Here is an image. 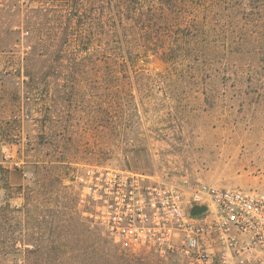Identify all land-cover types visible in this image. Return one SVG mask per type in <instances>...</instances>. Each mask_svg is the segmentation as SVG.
<instances>
[{
    "label": "rangeland",
    "instance_id": "rangeland-1",
    "mask_svg": "<svg viewBox=\"0 0 264 264\" xmlns=\"http://www.w3.org/2000/svg\"><path fill=\"white\" fill-rule=\"evenodd\" d=\"M66 1L0 0V264H179L122 252L77 178L105 166L186 197L202 182L264 192V27L234 13L211 47L131 69L104 36L68 38L46 11Z\"/></svg>",
    "mask_w": 264,
    "mask_h": 264
},
{
    "label": "built area",
    "instance_id": "built-area-1",
    "mask_svg": "<svg viewBox=\"0 0 264 264\" xmlns=\"http://www.w3.org/2000/svg\"><path fill=\"white\" fill-rule=\"evenodd\" d=\"M77 182L89 218L122 252L179 264H264L262 191L202 182L186 197L158 177L105 166L85 168ZM194 205L207 210L191 216Z\"/></svg>",
    "mask_w": 264,
    "mask_h": 264
},
{
    "label": "trees",
    "instance_id": "trees-1",
    "mask_svg": "<svg viewBox=\"0 0 264 264\" xmlns=\"http://www.w3.org/2000/svg\"><path fill=\"white\" fill-rule=\"evenodd\" d=\"M46 11L64 18L62 31L83 43L98 45L104 36L131 69L150 54L177 64L186 42L211 47L234 13L264 27V0H68Z\"/></svg>",
    "mask_w": 264,
    "mask_h": 264
},
{
    "label": "water",
    "instance_id": "water-1",
    "mask_svg": "<svg viewBox=\"0 0 264 264\" xmlns=\"http://www.w3.org/2000/svg\"><path fill=\"white\" fill-rule=\"evenodd\" d=\"M206 210H207L206 206H203V205H194L190 209V215L191 216H201L202 214H204L206 212Z\"/></svg>",
    "mask_w": 264,
    "mask_h": 264
}]
</instances>
